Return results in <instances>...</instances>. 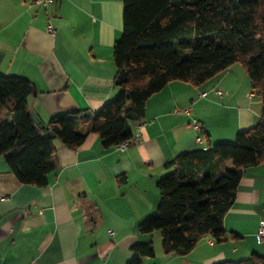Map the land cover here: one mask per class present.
<instances>
[{"label":"crops","instance_id":"0c3cea01","mask_svg":"<svg viewBox=\"0 0 264 264\" xmlns=\"http://www.w3.org/2000/svg\"><path fill=\"white\" fill-rule=\"evenodd\" d=\"M123 14V0H53L47 7L0 0V74L34 84L28 107L45 127L68 111L94 115L119 94L114 44ZM262 109L235 63L198 86L169 82L148 99L143 121L130 125L141 139L124 149L104 147L95 132L76 148L55 139V167L44 186L21 183L0 156V264H130L137 257L141 264H215L264 255V240L255 236L264 220V162L244 169L223 219L225 240L208 237L188 254H166L160 231L140 230L158 207L157 182L177 155L234 143L259 122ZM150 242L154 256L134 248Z\"/></svg>","mask_w":264,"mask_h":264},{"label":"trees","instance_id":"16d2710c","mask_svg":"<svg viewBox=\"0 0 264 264\" xmlns=\"http://www.w3.org/2000/svg\"><path fill=\"white\" fill-rule=\"evenodd\" d=\"M123 3V32L114 44L119 94L90 118L80 111L54 116L46 126L50 137L31 117L27 99L36 92L34 84L0 74V156L21 183L44 186L55 167V139L76 148L95 132L104 147L118 146L132 139L130 125L143 121L148 99L169 82L198 86L241 64L263 101L259 122L239 132L234 143L177 155L168 164L172 171L157 182L156 211L140 224L143 233L161 232L164 253L185 255L205 238L225 240L223 219L244 169L264 162V0ZM85 123L89 126L79 130ZM134 248L141 256H154L152 242ZM141 262L137 257L130 264ZM215 264H264V255L253 252Z\"/></svg>","mask_w":264,"mask_h":264},{"label":"built area","instance_id":"2783aa9c","mask_svg":"<svg viewBox=\"0 0 264 264\" xmlns=\"http://www.w3.org/2000/svg\"><path fill=\"white\" fill-rule=\"evenodd\" d=\"M31 1H32L34 4H38V5L46 6V7L49 6V5L53 2V0H31ZM47 31H48L49 33H54V28H53L52 26H49V27L47 28ZM216 93L219 94V95H221L223 92H222L221 90H217ZM205 94H206V93L203 92L201 95L203 96V95H205ZM191 110H192L191 105L188 106L186 109H184V111H185L186 113H190ZM193 122L195 123L196 126H199V124H198V122H197L196 119H194ZM139 139H141V136H140V134H137V135L133 136L132 139H130L129 141H126V142L120 144V145L118 146V148H119V149H124V148H125L126 146H128L129 144H131V143H135V142H138ZM196 141H197V142H200V141H202V139L199 137V138H197ZM255 236H256V240H257L258 242H262V241L264 240V220H261V221L259 222V224H258V226H257V229H256V232H255Z\"/></svg>","mask_w":264,"mask_h":264},{"label":"water","instance_id":"95a60500","mask_svg":"<svg viewBox=\"0 0 264 264\" xmlns=\"http://www.w3.org/2000/svg\"><path fill=\"white\" fill-rule=\"evenodd\" d=\"M85 116L90 118L93 116V112L88 111L85 113ZM31 117H32L33 122L38 126L39 129L43 130L46 133V135L53 137V135L49 131L46 130L44 122L38 118L35 112L31 113Z\"/></svg>","mask_w":264,"mask_h":264},{"label":"rangeland","instance_id":"374dc122","mask_svg":"<svg viewBox=\"0 0 264 264\" xmlns=\"http://www.w3.org/2000/svg\"><path fill=\"white\" fill-rule=\"evenodd\" d=\"M168 175V174H167Z\"/></svg>","mask_w":264,"mask_h":264}]
</instances>
